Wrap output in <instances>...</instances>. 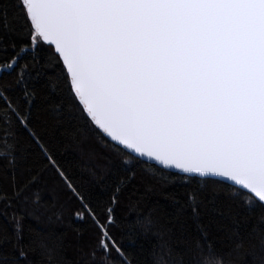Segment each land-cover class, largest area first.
Here are the masks:
<instances>
[{
  "label": "snow or ice",
  "instance_id": "snow-or-ice-1",
  "mask_svg": "<svg viewBox=\"0 0 264 264\" xmlns=\"http://www.w3.org/2000/svg\"><path fill=\"white\" fill-rule=\"evenodd\" d=\"M0 264H264V0H0Z\"/></svg>",
  "mask_w": 264,
  "mask_h": 264
},
{
  "label": "trees",
  "instance_id": "trees-1",
  "mask_svg": "<svg viewBox=\"0 0 264 264\" xmlns=\"http://www.w3.org/2000/svg\"><path fill=\"white\" fill-rule=\"evenodd\" d=\"M72 155L75 156V149L72 150ZM83 163L88 162V158L76 157ZM168 201L165 199L163 193H144L141 195L139 202H134L133 207L125 206L122 210L123 215L129 221H136L137 218H144L151 214L153 217H164L170 208L167 206ZM37 227H49V222L45 217H41L40 221L36 223Z\"/></svg>",
  "mask_w": 264,
  "mask_h": 264
}]
</instances>
